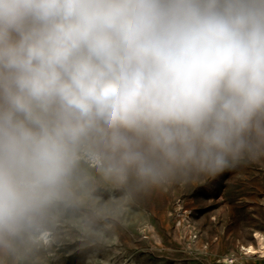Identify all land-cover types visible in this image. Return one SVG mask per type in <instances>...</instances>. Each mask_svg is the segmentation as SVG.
Segmentation results:
<instances>
[{"label": "clouds", "instance_id": "obj_1", "mask_svg": "<svg viewBox=\"0 0 264 264\" xmlns=\"http://www.w3.org/2000/svg\"><path fill=\"white\" fill-rule=\"evenodd\" d=\"M264 145V0H0V253L89 170L160 186Z\"/></svg>", "mask_w": 264, "mask_h": 264}, {"label": "rangeland", "instance_id": "obj_2", "mask_svg": "<svg viewBox=\"0 0 264 264\" xmlns=\"http://www.w3.org/2000/svg\"><path fill=\"white\" fill-rule=\"evenodd\" d=\"M89 175L76 201L53 210L46 236L0 253V264H264L243 249L264 233V145L230 171L160 186Z\"/></svg>", "mask_w": 264, "mask_h": 264}, {"label": "bare ground", "instance_id": "obj_3", "mask_svg": "<svg viewBox=\"0 0 264 264\" xmlns=\"http://www.w3.org/2000/svg\"><path fill=\"white\" fill-rule=\"evenodd\" d=\"M47 233V232H46ZM47 235V234H46ZM45 235V236H46ZM257 238H258V242L257 245H250L248 247H243V249L245 250V254L248 255L249 257H259V258H264V233L262 232H257L256 233ZM207 247V246H206ZM205 250V249H204ZM202 250L203 252H206ZM237 259L236 257H227L225 259L226 262H228L229 264L234 263Z\"/></svg>", "mask_w": 264, "mask_h": 264}, {"label": "built area", "instance_id": "obj_4", "mask_svg": "<svg viewBox=\"0 0 264 264\" xmlns=\"http://www.w3.org/2000/svg\"><path fill=\"white\" fill-rule=\"evenodd\" d=\"M194 236L197 237V234L195 233Z\"/></svg>", "mask_w": 264, "mask_h": 264}]
</instances>
